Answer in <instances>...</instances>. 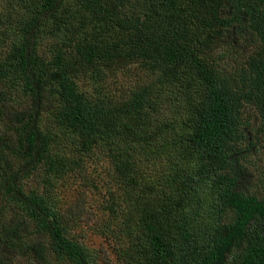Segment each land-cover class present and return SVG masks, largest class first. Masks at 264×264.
<instances>
[{
	"label": "trees",
	"instance_id": "1",
	"mask_svg": "<svg viewBox=\"0 0 264 264\" xmlns=\"http://www.w3.org/2000/svg\"><path fill=\"white\" fill-rule=\"evenodd\" d=\"M248 109L264 0H0V264H264Z\"/></svg>",
	"mask_w": 264,
	"mask_h": 264
},
{
	"label": "rangeland",
	"instance_id": "2",
	"mask_svg": "<svg viewBox=\"0 0 264 264\" xmlns=\"http://www.w3.org/2000/svg\"><path fill=\"white\" fill-rule=\"evenodd\" d=\"M141 74L142 72L137 70L135 66L133 67V72L130 73V75L134 76L135 78L140 77ZM142 79L150 80V78H146V77H142ZM244 117L250 118L251 125H248L244 129V131L242 132V137L244 138V141L247 140L250 143L252 142L253 145L249 146L248 143H245L244 146L247 147L248 151L246 150V152L248 153H247L246 160L241 161V165L245 167L247 171L249 172V176L247 177V179L251 178V182L248 185L249 190H253L254 192H261V190H263V187H264V140L262 138L260 139L258 138L260 135L259 130L261 129V124L258 120V116L255 111H250L248 109L245 112ZM54 124H55L54 120H49L47 128L49 126H53ZM70 157L71 155H67L66 158L70 159ZM147 172H148V175L150 176L149 180L151 181L155 180V178L160 176L159 174L162 173L160 172L159 168H156L153 170V167H148ZM163 181L164 179L161 177L159 179V183H162ZM143 182L146 184L144 180ZM56 183L57 185L55 184L54 195H56L59 202L64 203L66 201L75 200L72 197V195L77 197V199L81 197V194L76 189V185L74 183L72 185L71 181L68 180L67 177H65V175L63 177L60 176ZM29 186L33 187L31 181L29 182ZM141 189L143 190L144 187H142ZM75 203L76 201H74L72 204H75ZM78 222L81 225V220H79ZM79 230L81 231V228ZM104 236H105L104 233L103 234L98 233V236L97 235L90 236L92 245L96 248H99V247L105 248L110 258L113 259L111 264H121V261L118 256V250L122 248L121 245L119 243L110 245L109 241H105ZM80 241H81V237H80ZM110 241L114 243L113 239H111ZM130 249L128 252H130ZM134 253L135 252H133L132 255H134ZM5 254L9 256L8 253H5ZM103 258H104L103 262L106 263L107 262L105 261L106 257L102 256V259ZM13 264H33V262L29 259L28 255H24L21 257H17L13 261Z\"/></svg>",
	"mask_w": 264,
	"mask_h": 264
}]
</instances>
